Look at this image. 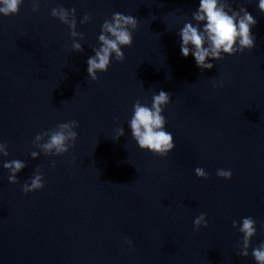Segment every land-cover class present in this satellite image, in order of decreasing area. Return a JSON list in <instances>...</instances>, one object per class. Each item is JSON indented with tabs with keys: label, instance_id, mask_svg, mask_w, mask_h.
Here are the masks:
<instances>
[{
	"label": "water",
	"instance_id": "water-1",
	"mask_svg": "<svg viewBox=\"0 0 264 264\" xmlns=\"http://www.w3.org/2000/svg\"><path fill=\"white\" fill-rule=\"evenodd\" d=\"M23 0L0 15V264H256L264 242V13L258 0H232L253 15L256 47L225 55L201 71L180 52L179 32L199 0ZM75 8L82 52L51 9ZM138 20L125 60L114 57L92 81L87 59L113 13ZM91 16L86 24L80 21ZM194 23V22H193ZM215 84V87H214ZM170 93L163 115L175 148L167 157L141 150L129 120L136 100ZM75 120L78 138L63 156L37 159L33 140ZM125 135L115 140V129ZM27 167L8 182L3 164ZM55 161V166H52ZM39 167L44 187L24 194ZM201 167L209 179L195 175ZM232 172L231 179L216 175ZM206 214L208 227L194 231ZM251 216L257 232L238 255ZM130 240L129 245L126 241Z\"/></svg>",
	"mask_w": 264,
	"mask_h": 264
},
{
	"label": "clouds",
	"instance_id": "clouds-1",
	"mask_svg": "<svg viewBox=\"0 0 264 264\" xmlns=\"http://www.w3.org/2000/svg\"><path fill=\"white\" fill-rule=\"evenodd\" d=\"M23 0H0V15L5 17L19 13ZM258 9L264 13V0H258ZM32 10H39L38 0H32ZM75 8L65 9L56 7L51 9V16L58 19L62 24L67 25L72 37V49L75 52H82L83 46L77 42L84 40V34L78 32ZM91 20V16L85 15L80 21L86 24ZM192 21L185 22L179 32L181 39L180 52L187 58L191 55L196 66L204 70H211L214 67L211 61H219L225 55L232 56L243 54L247 49L251 51L256 47V37L252 33V28L257 24L253 15L240 4L238 10L232 6V0H199L198 9L192 13ZM138 28V20L131 15L113 13L111 19H106L101 25V34L98 36L100 46L94 48V55L87 59V74L92 81L99 79L97 73L107 72L114 57L116 62L125 60L123 47H131L133 44V33ZM215 87V84H214ZM170 93L163 90L158 94H153L151 105L142 104L136 100L132 106L133 114L129 120V128L132 138L136 141L141 150L149 151L154 156L167 157L175 148L173 135L166 131L167 120L163 115L166 107L170 103ZM79 123L75 120L60 123L50 131L38 133L33 140V144L39 152L32 151L31 158L37 159L40 153L45 156H63L75 146L78 133L75 131ZM115 140L125 135L124 127H117L115 130ZM0 154L4 157L9 155L7 143H0ZM55 166V161H52ZM4 169L9 173L7 179L11 184L18 183V174L27 165L20 160H11L3 164ZM195 175L201 179H209V174L201 167L195 168ZM216 175L223 179H231L230 170L219 169ZM45 185L44 177L39 167H37L30 179L22 185L24 194L41 190ZM194 231L201 227L207 228L208 221L206 214H200L193 221ZM232 226L242 233V239L238 242V255L247 257L251 239L256 235V221L251 216L244 217L239 225L233 221ZM131 245V241H126ZM256 264H264V242L252 249Z\"/></svg>",
	"mask_w": 264,
	"mask_h": 264
}]
</instances>
